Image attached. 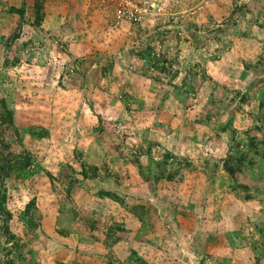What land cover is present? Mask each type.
Segmentation results:
<instances>
[{"label": "rangeland", "instance_id": "1", "mask_svg": "<svg viewBox=\"0 0 264 264\" xmlns=\"http://www.w3.org/2000/svg\"><path fill=\"white\" fill-rule=\"evenodd\" d=\"M0 264H264V0H0Z\"/></svg>", "mask_w": 264, "mask_h": 264}]
</instances>
